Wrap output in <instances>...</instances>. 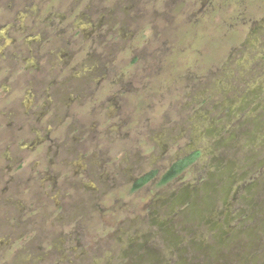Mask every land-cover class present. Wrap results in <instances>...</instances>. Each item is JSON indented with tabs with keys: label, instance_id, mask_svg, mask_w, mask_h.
Listing matches in <instances>:
<instances>
[{
	"label": "rangeland",
	"instance_id": "obj_1",
	"mask_svg": "<svg viewBox=\"0 0 264 264\" xmlns=\"http://www.w3.org/2000/svg\"><path fill=\"white\" fill-rule=\"evenodd\" d=\"M77 1L0 0L9 8L0 20L19 15L16 27L24 15L25 24L43 19L49 5L65 20L99 24L93 47L116 73L99 102L61 109L48 157L14 203L16 212L27 204V234L6 247L0 236V264H264V0ZM131 32L126 45L115 41ZM48 44L59 62L72 56ZM75 54L80 66L87 51ZM25 106L33 110L29 97ZM193 152L190 167L157 185ZM151 170L154 179L131 194ZM223 214L232 215L226 226Z\"/></svg>",
	"mask_w": 264,
	"mask_h": 264
},
{
	"label": "flooded vegetation",
	"instance_id": "obj_2",
	"mask_svg": "<svg viewBox=\"0 0 264 264\" xmlns=\"http://www.w3.org/2000/svg\"><path fill=\"white\" fill-rule=\"evenodd\" d=\"M74 1L78 3L77 0ZM147 2L148 0H141L144 6ZM43 6L44 4L42 8ZM52 8V5L47 6L42 10L46 17L40 20L34 19L31 24L24 23L27 17L24 15L19 27L15 26V21L19 20V15L18 17L15 16L14 21L7 23L0 20V39L5 38L3 45L0 46V236L8 235V242L4 245L5 247L11 244L10 242L13 240L10 238L16 236L17 231L23 236L27 232V204L24 211L16 212L14 203L15 200L25 198L27 195V182H30L31 174L34 173V169L41 161L47 159L49 148L46 149V143L51 142L49 139L50 133L63 121L61 109L64 107L67 109L72 103L80 104L87 101V104H85L88 105L89 101L99 102V95H95V93H99L101 90L108 91L113 86L110 78L113 74H116L113 72L115 70L108 67V63L103 61L104 57L100 56V49L97 50L96 46L93 47L96 41L92 37L95 28L99 24L97 26L88 24L84 13H81L80 16L85 17L75 18L73 21L65 20L64 15H60L58 12L54 13ZM72 8H75V6L73 5ZM7 9L9 8L3 9L0 6V15ZM29 11L33 12L34 16L32 17L38 19L36 14L40 10L36 11L35 7ZM84 19L86 21H83ZM133 22L135 23L132 19L129 24L133 25ZM64 24L68 28V38L61 37L64 33L62 27ZM90 28L92 30L88 31ZM154 29H152V35L157 41L158 32H154ZM80 30L83 32L81 33ZM106 31L108 37L113 33L115 34L111 24L106 26ZM120 32L119 29L118 33ZM121 37L115 41L121 42L124 46L126 45L124 42L131 41L136 36L134 32H131L124 36L125 39ZM112 39H115V37ZM52 40L61 46L65 45L62 49L65 56L68 54L72 56L66 57L67 60L61 62L54 59L55 50L53 46L48 44ZM44 45L50 49L47 53L44 50ZM7 47H9V50L5 51ZM80 48L85 52L87 51V55L79 66V63L73 62V58L76 55L75 53L80 51ZM109 53L112 55V52ZM97 61H100L101 65H97ZM88 65L91 68H88ZM48 66H51V68H48ZM63 67H66L65 71ZM76 70L79 71L75 73ZM66 71L68 73L63 75L62 78V74ZM79 72L81 81L76 83L75 74ZM63 90L64 93H62ZM122 90H124V87ZM67 93L69 94V102L63 104L62 100L64 101ZM28 97L33 108L31 111L25 106ZM49 107L53 110L48 119L47 108ZM100 108L101 103L97 105L98 111ZM91 110L93 113L94 109ZM89 115H91L90 112ZM74 118L72 124L78 123ZM84 133V130H78L74 138H77L78 141ZM54 153L58 154L56 151ZM192 154L197 155L195 160L188 166L190 167L198 159L200 155L198 152H193L172 162L158 179L157 185H167L180 176L188 167L166 183L159 184L162 176L175 162ZM31 157H33V162ZM151 171L156 172L155 176L158 174L156 170ZM27 173L29 174L27 175ZM144 175L133 180L130 187L131 194L140 190L155 177L141 188L131 191L137 180ZM193 205L198 207L200 204L194 202ZM212 210L213 206H208L202 215H210ZM17 216L19 220H16ZM231 217V214H223L224 221L222 225H228ZM20 220L25 221L21 222ZM219 225L217 223L216 226Z\"/></svg>",
	"mask_w": 264,
	"mask_h": 264
},
{
	"label": "trees",
	"instance_id": "obj_3",
	"mask_svg": "<svg viewBox=\"0 0 264 264\" xmlns=\"http://www.w3.org/2000/svg\"><path fill=\"white\" fill-rule=\"evenodd\" d=\"M197 154H192L191 156H188L184 159H181L177 162H175L169 170L162 176L159 184H164L167 181L171 180L178 174H180L183 170H185L196 158ZM156 172L151 171L148 174L144 175L143 177L139 178L137 182L132 187L131 191H135L139 188H141L144 184H146L150 179H152L155 176Z\"/></svg>",
	"mask_w": 264,
	"mask_h": 264
}]
</instances>
